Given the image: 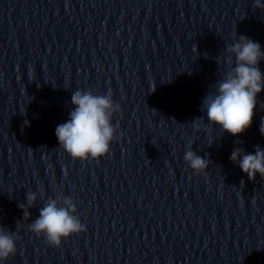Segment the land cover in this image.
Returning <instances> with one entry per match:
<instances>
[{"label": "clouds", "instance_id": "9594fccd", "mask_svg": "<svg viewBox=\"0 0 264 264\" xmlns=\"http://www.w3.org/2000/svg\"><path fill=\"white\" fill-rule=\"evenodd\" d=\"M254 6L264 9L261 0H254ZM225 51L229 53V65H232L235 57L234 66L206 94L201 107L211 124L220 126L224 132L235 137L251 127L257 96L264 91V73L259 67L260 61L264 60V51L258 42L243 35L227 45ZM71 103L74 108L70 111L68 120L55 129L59 146L73 159L99 160L109 153L110 144L115 138L117 128L113 126L112 119L120 110V105L114 102L111 90L105 95L76 90L72 93ZM202 120L203 118H196L193 122ZM260 133L264 135V121L261 123ZM236 143L240 144L242 141ZM184 160L197 173L209 165V160L197 155L191 145L185 151ZM230 160L241 168L249 180L254 181L257 174L264 178V149L258 145L254 154L246 153L240 147L235 148ZM26 200L27 205L32 207L37 194L27 192ZM20 207L23 209L24 205L21 204ZM76 210L70 197L60 195L48 198L40 208L38 218L29 224V230L37 236L43 234L49 245L59 247L63 239L87 230V226L75 215ZM17 240L15 232L8 231L4 226L0 227V260H7L9 256L15 255Z\"/></svg>", "mask_w": 264, "mask_h": 264}]
</instances>
